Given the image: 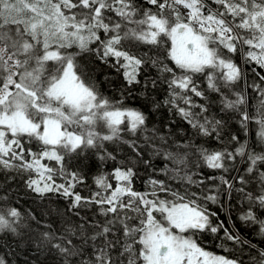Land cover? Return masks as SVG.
<instances>
[{
    "label": "snow or ice",
    "instance_id": "obj_1",
    "mask_svg": "<svg viewBox=\"0 0 264 264\" xmlns=\"http://www.w3.org/2000/svg\"><path fill=\"white\" fill-rule=\"evenodd\" d=\"M220 185L264 239V0H0V264H264L213 223Z\"/></svg>",
    "mask_w": 264,
    "mask_h": 264
},
{
    "label": "trees",
    "instance_id": "obj_2",
    "mask_svg": "<svg viewBox=\"0 0 264 264\" xmlns=\"http://www.w3.org/2000/svg\"><path fill=\"white\" fill-rule=\"evenodd\" d=\"M238 59V58H237ZM118 84V82H115ZM102 90L107 89V84L101 85ZM106 94H111L110 92L106 91ZM164 93L158 94V99L162 98ZM137 104H141V101H136ZM147 110V109H145ZM212 111L215 113L217 112L216 108H213ZM151 121L153 124H155L157 127L161 128L163 131L167 132V128L165 127L170 121H169V113L167 109H161L157 113L153 114L151 116ZM230 128L229 131H232L233 133L236 132L238 125L236 124L235 120L230 121ZM187 125L182 123L179 118L176 119V124L172 126L173 134L176 138H179L182 130L187 129ZM242 135V134H241ZM243 138V136H242ZM251 140V138H249ZM154 163L157 165V167H163L165 161L162 159H156ZM113 163L109 162L105 167V170H109L113 167ZM96 166L95 163L92 162L90 164V168L86 169V173L88 175V182L91 184L92 177L96 174ZM213 174L210 170H205V176ZM216 175H219V173H215ZM142 175L144 173L142 172ZM216 184H219V181L215 182ZM211 187V183L209 185ZM137 187H141L140 183H137ZM10 195H13L16 197L17 200H19V204L16 205L21 208V210H32L38 218H40L41 214L44 212H47L48 209H60L63 210L64 208V201L59 198L53 196L51 200H45L40 201L38 198H35L32 194L24 195L22 189H14ZM238 194L234 193L231 197L227 194V192L224 190V186L220 185V195L218 199V203H211L208 202L206 204V207L210 209L211 212L216 213V216L213 217V223L217 224L222 222L224 227L228 228L229 231L236 233L234 231V228L237 229V231L247 240H251V242L259 247H262L264 249V239H262L259 235H257V226L254 225H248L242 223L238 217L241 211V204L239 199L237 198ZM35 200V202H34ZM44 219L48 222H52L56 219L55 213H50L49 215L45 216ZM223 236V230H221L217 234L212 233H206L202 235L201 240L203 241V246L206 248V250L211 251L216 254L225 255V256H238L240 255V252L237 250L235 252H226L222 248H220L218 245L220 244V240L217 239V237ZM227 247L229 249L236 248L237 246L233 244L232 241L227 242ZM13 248H15V244H13ZM255 251H259V249H255ZM249 256V249L247 245L244 246V259L248 260ZM11 259L14 261V264H26V262L34 261L35 264H54V261L51 257H47L42 254H37L35 251L27 248L26 246L22 245L21 249L17 250V253L14 257H11ZM247 260L245 261V264H248Z\"/></svg>",
    "mask_w": 264,
    "mask_h": 264
},
{
    "label": "bare ground",
    "instance_id": "obj_3",
    "mask_svg": "<svg viewBox=\"0 0 264 264\" xmlns=\"http://www.w3.org/2000/svg\"><path fill=\"white\" fill-rule=\"evenodd\" d=\"M256 248L259 249V250L263 249L262 247H259V246H257V245H256Z\"/></svg>",
    "mask_w": 264,
    "mask_h": 264
},
{
    "label": "flooded vegetation",
    "instance_id": "obj_4",
    "mask_svg": "<svg viewBox=\"0 0 264 264\" xmlns=\"http://www.w3.org/2000/svg\"><path fill=\"white\" fill-rule=\"evenodd\" d=\"M231 253V252H230ZM232 254V253H231ZM232 255H234V254H232ZM247 259H245V261H246ZM247 262H248V260H247Z\"/></svg>",
    "mask_w": 264,
    "mask_h": 264
}]
</instances>
